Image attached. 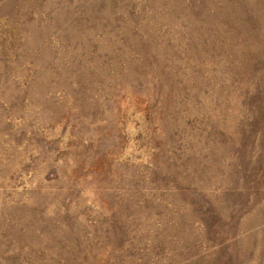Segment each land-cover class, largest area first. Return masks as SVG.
<instances>
[{
  "label": "rangeland",
  "instance_id": "1",
  "mask_svg": "<svg viewBox=\"0 0 264 264\" xmlns=\"http://www.w3.org/2000/svg\"><path fill=\"white\" fill-rule=\"evenodd\" d=\"M0 264H264V0H0Z\"/></svg>",
  "mask_w": 264,
  "mask_h": 264
}]
</instances>
